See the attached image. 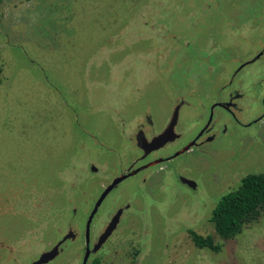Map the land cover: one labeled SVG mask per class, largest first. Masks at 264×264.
<instances>
[{
    "label": "rangeland",
    "instance_id": "1",
    "mask_svg": "<svg viewBox=\"0 0 264 264\" xmlns=\"http://www.w3.org/2000/svg\"><path fill=\"white\" fill-rule=\"evenodd\" d=\"M262 46L264 0H0V264H31L68 229L79 236L47 264H76L94 202L138 155V125L148 116L159 131L184 100L178 128L200 127ZM233 87L246 119L263 110L264 55ZM243 132L173 161L195 190L177 183L150 199L138 176L124 180L95 221L116 212L122 189L120 206H133L91 264H264V214L232 239L211 221L223 193L264 171V120ZM192 232L220 249L198 247Z\"/></svg>",
    "mask_w": 264,
    "mask_h": 264
},
{
    "label": "flooded vegetation",
    "instance_id": "2",
    "mask_svg": "<svg viewBox=\"0 0 264 264\" xmlns=\"http://www.w3.org/2000/svg\"><path fill=\"white\" fill-rule=\"evenodd\" d=\"M263 55H264V46H262L260 50L252 56V58L246 59L244 61H240L239 65L232 71L230 79H228V82L220 87L219 95L217 96V98H215L213 102H211L209 106V112L207 118L204 119L202 124H200V127L198 125L195 126L196 128L190 129L186 134L183 130H180L178 128L181 108L184 105H186L184 100H181L179 103L175 105L174 109L172 110L171 116L168 118L167 122L157 132H153V130L151 129L152 121L147 116L146 118L147 123H141L140 125H138V130L134 136V139L133 138L130 139L133 142L131 144L137 150L138 155L128 166L123 167V165L121 164L118 173H116L112 177L111 181L103 188V190L98 195L96 201L94 202L93 208L96 202L98 201L101 193L104 191V189L121 176H123L124 179L116 183V185L106 195L101 205L99 206V209L102 206L103 202L106 200V198L110 195V193H112V191L116 189V187H118L124 180L133 176H138V182H139L138 188H140L145 195L150 196V199L155 195L159 196L162 194H166L167 192L168 193L174 192L176 190L175 184L177 183H179L184 188L195 190L197 185H199L198 181L194 177L184 176L182 174H179L177 172V165L172 164L173 161L177 159L179 156L184 155L191 148L202 146L204 143H216V142L241 143V141L238 140L241 132L243 130H249L251 132H243V134L244 136L251 135V133L255 129V126L264 120V95L261 96V100H260L261 101L260 104L262 105L263 110L262 111L257 110L255 114L256 116L254 115L252 116V118L246 119L244 114H250L251 112H246V110L248 109H245L240 104V100L244 97L245 93H241L239 91L240 89H236L233 87L234 78L240 73V71L243 68H245L247 65L261 59ZM228 87H231L232 90L226 92V89ZM178 105H180V107L178 112L177 123L174 126L173 131L168 133L169 136L170 134H173L176 138L174 140H167L165 143H161L159 148H155V146L158 145V143L153 142V138L164 132L165 129L169 126L173 112ZM216 108L222 110L223 113L222 114L215 113ZM211 113H213L212 118H211ZM234 128L237 129L231 135L233 138L237 137L238 138V139L236 138L237 141H231L227 139L228 137L227 134L230 133L231 130ZM239 129H241L242 131H239ZM189 134L190 136H188ZM183 135L189 138L186 140H182ZM189 144H192V146L189 149L184 150ZM179 151L182 152H180V154L175 156V154L178 153ZM163 164L164 166H162ZM164 167H166L165 171H162L161 174H159L158 172L160 171V169H164ZM122 191H124V189L120 190V193L116 196V198H112L110 200V206H113V208H115V206L117 207L116 212L114 214L109 212L108 218L107 219L105 218L103 222L99 221V219H96L95 221V217L97 215V212L99 211L98 209V211L96 212V214L94 215L91 221V226L89 230V240L87 242L86 224L90 214L88 215L84 228V239H85L84 254L81 259H77L76 264H84V257L88 250L90 253L87 258L86 264H91V260L93 259V256H95L99 251H101V249L106 245V242L110 239V237L118 227L123 215L133 206L130 203V201H128L124 206H120L119 203L121 201ZM119 210H121V215L119 217V221L117 223L116 228L112 231V233L106 238V240L103 243L98 245L101 235L105 232L110 221L118 213ZM94 222L99 223V226L100 224H102L103 227L101 228L99 234L96 236H94L92 233ZM70 231L73 232V236H71L70 238L59 244V242L62 241L64 236L67 235ZM78 236L79 234H77V232L73 231L72 229H68V231L65 234H63L51 247L41 252L39 256L42 253L51 250L53 247L59 244L58 246L59 252L52 260H50L47 263H51L52 261H55L56 259L59 258L60 255H62L65 249L68 248V245L71 242L76 241ZM96 245L98 246L96 247ZM39 256L35 260H37ZM67 264H72V263L68 262Z\"/></svg>",
    "mask_w": 264,
    "mask_h": 264
},
{
    "label": "trees",
    "instance_id": "3",
    "mask_svg": "<svg viewBox=\"0 0 264 264\" xmlns=\"http://www.w3.org/2000/svg\"><path fill=\"white\" fill-rule=\"evenodd\" d=\"M2 68L0 67V85ZM264 214V171L249 173L239 185L223 193L212 210L211 221L218 235L232 239L240 234L245 226ZM195 244L201 248L218 251L220 245L211 235L203 236L192 232Z\"/></svg>",
    "mask_w": 264,
    "mask_h": 264
},
{
    "label": "water",
    "instance_id": "4",
    "mask_svg": "<svg viewBox=\"0 0 264 264\" xmlns=\"http://www.w3.org/2000/svg\"><path fill=\"white\" fill-rule=\"evenodd\" d=\"M179 107L180 105H178L174 112H173V115H172V118H171V122L169 124V126L165 129L164 132H162L161 134L155 136L153 138V142H156L158 143V145L155 146V148H159L160 147V144L161 143H165L167 140H174L176 137L173 135V134H170V136L168 135L169 132H172L173 129H174V126L176 125L177 123V119H178V112H179ZM213 116V113H211V118ZM192 146V144H189L184 150L186 149H189L190 147ZM183 150V151H184ZM180 152L182 151H179L178 153L175 154L178 155L180 154ZM127 176V175H126ZM122 179H124L123 176L117 178L115 181H113L112 184H110L109 186H107L104 191L101 193L98 201L96 202L94 208L92 209L89 217H88V220H87V224H86V238H87V242L89 240V230H90V226H91V221L94 217V215L96 214V212L98 211L99 209V206L101 205L102 201L104 200V198L106 197V195L111 191V189L116 185V183H118L119 181H121ZM121 215V210L118 211V213L112 218V220L110 221L109 225L107 226L105 232L101 235L100 239H99V244L103 243L106 238L112 233V231L116 228L117 226V223L119 221V217ZM71 236H73V232L70 231L67 235L64 236V238L62 239L61 242H59V244H61L62 242H64L65 240H67L68 238H70ZM59 244H57L55 247H53L51 250L49 251H46L44 253H42L39 258L35 261H33L31 264H46L47 262H49L50 260H52L56 255L57 253L59 252L58 251V246ZM96 245V247L98 246ZM95 247V248H96ZM95 251V250H94ZM89 250L87 251V253L85 254V257H84V264H86V261H87V258L89 256Z\"/></svg>",
    "mask_w": 264,
    "mask_h": 264
}]
</instances>
